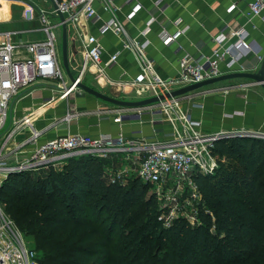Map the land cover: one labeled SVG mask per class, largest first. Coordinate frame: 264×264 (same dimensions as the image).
<instances>
[{
  "label": "built area",
  "instance_id": "built-area-1",
  "mask_svg": "<svg viewBox=\"0 0 264 264\" xmlns=\"http://www.w3.org/2000/svg\"><path fill=\"white\" fill-rule=\"evenodd\" d=\"M56 1L65 15L70 36L81 42L82 60L74 73L78 77L76 84L72 85L67 73H64L63 60L58 53L55 28L60 23L56 25L53 21L57 13L54 7L51 11L39 8V20L46 34L43 40L15 42L11 32L0 33V188L12 174L59 168L72 157L108 159L118 156L123 166L109 169L111 183H126L128 177L137 176L154 185L157 197L164 203V208L171 210L175 219L184 217L196 225L203 200L196 177L215 173L219 162L215 153L216 144L236 137L264 139V132L243 129L205 131L202 122L193 118L183 105L185 99L195 98L193 92L165 98L144 108L124 109L106 105L93 111L79 110L71 100L80 92L78 83L83 81L88 69L96 68L101 80L107 77L106 67L116 63L120 55V52L113 54L104 65V47L100 39L94 34L84 33L81 25L100 19L97 2L104 3L110 11L116 12L117 8L115 0ZM161 3H156L147 26L135 37L128 32L126 21L116 16L105 21L101 27L102 34L113 33L122 38L123 48L136 56L140 67V73L134 79L111 82L119 89L118 94L134 92L141 99L160 97L226 73L256 72L261 68L264 51L250 43L245 28H231L227 24L214 38L217 46L210 54L201 51L197 55L184 54L179 59V76L164 78L148 54L151 44L148 34L156 21L155 15L168 7ZM248 7L250 15H260L264 11V0H251ZM141 8V4H136L126 20H131ZM171 24L177 25V32L169 31ZM180 25V21H165L160 38L167 45H174L188 30V27ZM251 53L253 59H247ZM223 62H227L226 69L222 68ZM47 88L52 95L44 98ZM28 97L41 99L42 104L29 114L17 116L16 104ZM61 101H67L68 109L65 116L51 126L58 130L77 126L83 114L96 115L100 121L113 118L121 125L124 122H143L145 116H151L155 125L166 124L170 130L154 132L151 137L138 129L133 135L68 134L41 141L50 127L37 128V116L46 115L48 109L58 107ZM18 136L20 139H17ZM165 225L170 226L171 222ZM0 264H41L37 250L30 247L15 221L4 212L1 202Z\"/></svg>",
  "mask_w": 264,
  "mask_h": 264
},
{
  "label": "trees",
  "instance_id": "trees-1",
  "mask_svg": "<svg viewBox=\"0 0 264 264\" xmlns=\"http://www.w3.org/2000/svg\"><path fill=\"white\" fill-rule=\"evenodd\" d=\"M215 153V173L196 177V225L166 226L153 184L111 183L108 160L94 156L12 174L0 202L41 264H264V139L221 140Z\"/></svg>",
  "mask_w": 264,
  "mask_h": 264
},
{
  "label": "crops",
  "instance_id": "crops-1",
  "mask_svg": "<svg viewBox=\"0 0 264 264\" xmlns=\"http://www.w3.org/2000/svg\"><path fill=\"white\" fill-rule=\"evenodd\" d=\"M32 1L37 7L27 0H0V33L11 32L15 42H34L45 39L46 34L39 20V8H44L45 2L43 0ZM249 1L251 0H115L116 12L107 9L104 3L97 2L96 9L100 19L96 22L82 23V30L84 33L94 34L100 39L104 47L102 54L104 65H107L113 54L120 52V55L116 63L106 67L107 77L101 80L96 74V68L88 69L87 73H90L91 78L89 86L98 88L104 93L110 90L111 94L119 96L120 94L117 93L119 89L117 86H112L111 82L129 81L139 75L140 67L136 56L123 48L122 38L113 33L102 34L101 27L105 21L116 16L126 21L128 32L135 37L147 26L157 2L167 4L168 7L165 11H159L155 15L156 21L151 25L148 34L151 42L148 54L164 78L172 79L179 76V59L184 54L197 55L200 51L210 54L217 46L214 38L227 24L231 28H245L248 31L250 43L264 51V11L260 15H250ZM136 4H141L142 8L131 20L127 21V16L131 14ZM167 20L180 21V26L188 27L187 32L181 35L174 45H167L160 38L162 25ZM59 23L58 19V23L55 24ZM177 30V25L169 26L171 33H175ZM72 39L74 38L70 36L71 41ZM71 43V45L74 44L73 41ZM76 50L78 55L74 54L75 49L70 51L71 60L76 61L72 64L74 73L82 60L77 44ZM244 50L247 51V48ZM253 57L251 53L247 59H253ZM226 63H222L223 69H226ZM124 93L133 94L134 92ZM193 93L195 98L193 100L185 99L183 105L193 118L202 122L205 131L243 129L264 132V88L252 83L251 80L243 78L227 80ZM44 95V98H49L52 91L47 88L44 90ZM74 97L71 103L82 111H93L106 107L102 100L100 101L92 95L83 98ZM40 104H42L41 99L28 97L16 104V115L22 117L29 114ZM67 109V101H61L58 107L48 109L46 115L37 116L35 122L37 128L48 129L50 127L44 133L41 141L68 134L98 136L105 133L113 135L124 133L133 135V132L138 129H142L147 136L151 137L154 132L170 130L166 124L155 125L151 121V116H145L143 122H124L121 125L116 123L113 118L100 121L93 114H83L79 124L69 129L58 130L51 127L56 120L65 116ZM25 131L28 133L27 130ZM17 139H20V136ZM107 160L109 169L113 170L123 166V162L118 156L110 157Z\"/></svg>",
  "mask_w": 264,
  "mask_h": 264
},
{
  "label": "water",
  "instance_id": "water-1",
  "mask_svg": "<svg viewBox=\"0 0 264 264\" xmlns=\"http://www.w3.org/2000/svg\"><path fill=\"white\" fill-rule=\"evenodd\" d=\"M30 1L32 4H34L36 7L37 5L32 0ZM53 4L54 9L56 10V14L54 15L56 18L60 20V26L63 28V65L66 70V73L68 74L70 80L72 81V85L76 84L78 81V77L74 75V72L72 70L71 64L75 62V60L70 59V31L68 24L66 23V18L64 13L60 10L59 4L56 0H50ZM74 44L72 45L73 49H75L74 54L78 55V51L76 50V39H72ZM236 78H243V79H249L252 81V83L260 85L262 88H264V61L261 65V68L256 72H231L223 74L219 77H215L212 79H208L206 81L192 84L189 86H185L183 88L177 89L172 91L171 93H166V95H161L160 97L154 96L150 98H143L139 100H125L121 98H117L112 95H108L104 93L101 90H98L94 87H91L84 82L78 83V88L81 92L77 93V97L83 98L87 95H92L96 97L99 100H102L108 104L122 107V108H128V109H136V108H144L151 106L155 103H158L160 100H164L165 98L170 97H177L182 96L191 92L198 91L200 89H203L205 87L215 85L227 80H232ZM71 87V86H70Z\"/></svg>",
  "mask_w": 264,
  "mask_h": 264
},
{
  "label": "rangeland",
  "instance_id": "rangeland-1",
  "mask_svg": "<svg viewBox=\"0 0 264 264\" xmlns=\"http://www.w3.org/2000/svg\"><path fill=\"white\" fill-rule=\"evenodd\" d=\"M43 2H45L44 4H45V9H47V10H49V11H51L52 10V3H51V1L50 0H43ZM53 21H54V23H58V18H56V17H54L53 18ZM55 32H56V34H57V49H58V53H59V56H60V58L62 59V56H63V28L62 27H57V28H55ZM75 39H77V38H75ZM72 41L70 40V46H69V49H70V51L71 50H73V47H72V43H71ZM76 44H77V46H79V49H81V42H80V40H78L77 39V41H76ZM71 59V58H70ZM93 70H95V69H93ZM66 70H64V73L66 74V72H65ZM93 72V71H92ZM67 76H68V74H67ZM69 77V76H68ZM70 80V79H69ZM57 81V80H56ZM90 81H91V78H90V73H87L86 75H85V77H84V79H83V81L82 82H84L85 84H87V85H90L89 83H90ZM96 89H98V88H96ZM81 92V91H80ZM129 93V92H128ZM106 94H108V95H112V96H115V95H113V94H111V91L110 90H107V92H106ZM77 96V95H76ZM115 97H117V98H121V99H125V100H131V98H134V99H132V100H139V98H138V96L136 95V94H120L119 96H115ZM75 98V97H74ZM73 98V99H74ZM130 98V99H129ZM101 101V100H100ZM105 105H111V104H108V103H106V102H104V101H102ZM217 157H218V160H219V156H218V154L216 155ZM36 174H42L43 175V171L42 170H40V171H36L35 172ZM158 201H159V209L161 210L162 209V218H163V220H164V223H167L168 221L169 222H173L174 220H175V217L172 215V213H171V210L169 209V208H164V203L158 198ZM21 230V229H20ZM22 231V230H21ZM23 232V231H22ZM23 234L25 235V237H26V239H27V241L29 242V244H30V247H32V248H35V242H34V239H33V237H30V236H28V235H26V233L25 232H23Z\"/></svg>",
  "mask_w": 264,
  "mask_h": 264
}]
</instances>
